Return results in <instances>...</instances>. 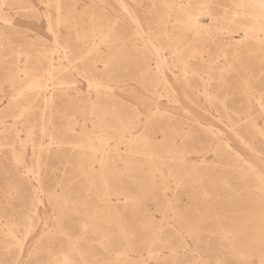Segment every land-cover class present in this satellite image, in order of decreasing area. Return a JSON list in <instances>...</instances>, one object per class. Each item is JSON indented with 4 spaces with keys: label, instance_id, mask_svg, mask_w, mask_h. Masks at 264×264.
Masks as SVG:
<instances>
[{
    "label": "rangeland",
    "instance_id": "374dc122",
    "mask_svg": "<svg viewBox=\"0 0 264 264\" xmlns=\"http://www.w3.org/2000/svg\"><path fill=\"white\" fill-rule=\"evenodd\" d=\"M0 264H264V0H0Z\"/></svg>",
    "mask_w": 264,
    "mask_h": 264
},
{
    "label": "bare ground",
    "instance_id": "6f19581e",
    "mask_svg": "<svg viewBox=\"0 0 264 264\" xmlns=\"http://www.w3.org/2000/svg\"><path fill=\"white\" fill-rule=\"evenodd\" d=\"M167 81V80H166Z\"/></svg>",
    "mask_w": 264,
    "mask_h": 264
}]
</instances>
